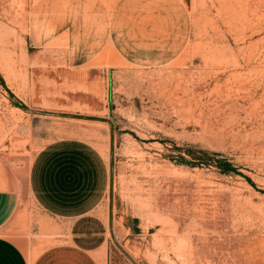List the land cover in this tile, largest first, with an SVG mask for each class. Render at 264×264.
I'll return each mask as SVG.
<instances>
[{
	"label": "rangeland",
	"instance_id": "rangeland-1",
	"mask_svg": "<svg viewBox=\"0 0 264 264\" xmlns=\"http://www.w3.org/2000/svg\"><path fill=\"white\" fill-rule=\"evenodd\" d=\"M1 77L102 154L105 264H264V0H0Z\"/></svg>",
	"mask_w": 264,
	"mask_h": 264
},
{
	"label": "crops",
	"instance_id": "crops-1",
	"mask_svg": "<svg viewBox=\"0 0 264 264\" xmlns=\"http://www.w3.org/2000/svg\"><path fill=\"white\" fill-rule=\"evenodd\" d=\"M0 84V135L8 123L24 132L4 139L9 152L0 150V264H105L102 154L67 136L68 124L33 103L30 92L12 90L2 77ZM27 142L35 151L23 169Z\"/></svg>",
	"mask_w": 264,
	"mask_h": 264
},
{
	"label": "trees",
	"instance_id": "trees-1",
	"mask_svg": "<svg viewBox=\"0 0 264 264\" xmlns=\"http://www.w3.org/2000/svg\"><path fill=\"white\" fill-rule=\"evenodd\" d=\"M184 152L190 156L193 162L186 161L181 155L177 156V162L197 166L200 164H209L213 166L221 174L238 173L234 165H232L225 157L217 153H210L202 150L185 149ZM252 184L249 179H247Z\"/></svg>",
	"mask_w": 264,
	"mask_h": 264
}]
</instances>
